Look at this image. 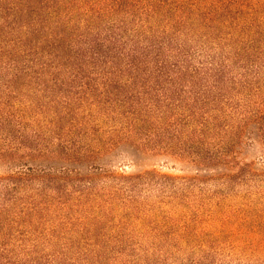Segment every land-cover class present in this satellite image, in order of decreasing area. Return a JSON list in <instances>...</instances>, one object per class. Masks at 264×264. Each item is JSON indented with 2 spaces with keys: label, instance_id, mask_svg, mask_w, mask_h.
Listing matches in <instances>:
<instances>
[{
  "label": "trees",
  "instance_id": "trees-1",
  "mask_svg": "<svg viewBox=\"0 0 264 264\" xmlns=\"http://www.w3.org/2000/svg\"><path fill=\"white\" fill-rule=\"evenodd\" d=\"M245 138L264 145V0H0V264L109 250L87 234L147 175L231 189ZM124 146L207 175L118 174Z\"/></svg>",
  "mask_w": 264,
  "mask_h": 264
},
{
  "label": "rangeland",
  "instance_id": "rangeland-1",
  "mask_svg": "<svg viewBox=\"0 0 264 264\" xmlns=\"http://www.w3.org/2000/svg\"><path fill=\"white\" fill-rule=\"evenodd\" d=\"M263 154L264 145L244 139L242 151L236 153L238 163L245 166L243 179L231 189L216 182L166 186L155 174L137 180L133 189L122 194L135 197V206L129 211L117 210L111 215L113 221L103 220L87 234L101 245L106 243L109 250L95 248L80 264H264V178L253 175L261 168ZM105 161L108 169L125 175L145 171L188 178L207 175L197 174L167 152L147 148L133 152L124 146ZM6 173L1 167L0 175ZM82 174L92 175L86 167ZM95 181L100 186L114 182L101 177ZM223 195L227 197L223 199ZM76 248L57 246L58 257H85L86 250L93 249L83 242Z\"/></svg>",
  "mask_w": 264,
  "mask_h": 264
}]
</instances>
